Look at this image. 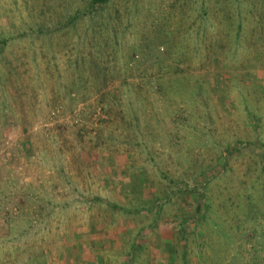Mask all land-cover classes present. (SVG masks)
<instances>
[{
    "label": "rangeland",
    "instance_id": "obj_1",
    "mask_svg": "<svg viewBox=\"0 0 264 264\" xmlns=\"http://www.w3.org/2000/svg\"><path fill=\"white\" fill-rule=\"evenodd\" d=\"M0 264H264V0H0Z\"/></svg>",
    "mask_w": 264,
    "mask_h": 264
}]
</instances>
